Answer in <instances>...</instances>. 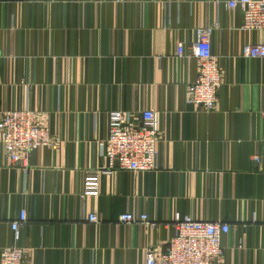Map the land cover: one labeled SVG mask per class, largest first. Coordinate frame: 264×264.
Wrapping results in <instances>:
<instances>
[{
    "label": "crops",
    "instance_id": "crops-1",
    "mask_svg": "<svg viewBox=\"0 0 264 264\" xmlns=\"http://www.w3.org/2000/svg\"><path fill=\"white\" fill-rule=\"evenodd\" d=\"M227 1L0 0V115L31 109L54 137L26 171L0 152V261L18 245L29 264H146L179 214L230 226L225 264H264V59L242 55L264 33L244 31ZM216 24L223 84L206 112L187 102L199 74L192 44ZM147 109L159 114L158 169L102 175L83 199L86 171L107 166L108 114L129 112L139 127ZM128 213L155 225L120 223Z\"/></svg>",
    "mask_w": 264,
    "mask_h": 264
},
{
    "label": "built area",
    "instance_id": "built-area-1",
    "mask_svg": "<svg viewBox=\"0 0 264 264\" xmlns=\"http://www.w3.org/2000/svg\"><path fill=\"white\" fill-rule=\"evenodd\" d=\"M230 9H240L243 14L244 31L264 33V0H228ZM215 26L200 28L192 44L194 56L199 60L197 80L189 87L188 104L212 112L219 103L218 92L223 84L222 71L217 58L212 54L211 37ZM242 55L250 59H264V42L246 44ZM177 56H185L181 44ZM109 131L101 142V154L107 166L86 171L82 198L97 196L100 192L102 175L116 171L150 172L159 167V114L154 109L141 113V126L134 127L131 113L112 111L108 114ZM54 137L49 127L39 122L38 114L31 110H7L0 115V152L9 160L11 166L23 171L29 167L32 151L53 147ZM260 158L255 157L259 162ZM28 221V213L21 210L19 219L11 223L14 240L18 242L21 229ZM88 221L99 223L96 214L89 215ZM119 222L123 224H150L146 214H122ZM151 227L155 224L151 223ZM174 235L165 250L155 255L148 249L146 264H225L222 247L223 236L229 234L230 226L222 222L198 221L186 215L177 214L173 222ZM0 264H29L25 250L13 245L3 249Z\"/></svg>",
    "mask_w": 264,
    "mask_h": 264
}]
</instances>
